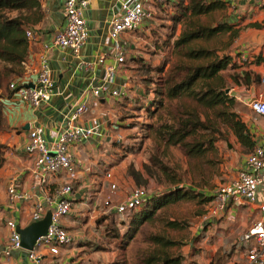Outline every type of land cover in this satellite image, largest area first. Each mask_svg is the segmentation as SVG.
I'll use <instances>...</instances> for the list:
<instances>
[{
	"label": "rangeland",
	"instance_id": "rangeland-1",
	"mask_svg": "<svg viewBox=\"0 0 264 264\" xmlns=\"http://www.w3.org/2000/svg\"><path fill=\"white\" fill-rule=\"evenodd\" d=\"M176 1L174 9H169L170 4L158 6L146 3L148 13L139 27L128 33V40H133L134 48L126 58L133 56L134 61L130 59L124 66L131 72L129 83L132 85L128 88L131 94L113 100L114 109L110 111L107 105V111H101V114H105L102 117L97 111L86 116L87 119L100 116L107 125L103 135L110 137L101 143L91 158V167L94 164L98 171L89 173L85 170L87 174H98V183L85 187L82 193L85 199L77 198L74 201H83L84 204L71 206L70 212L77 221L72 231L74 240L70 245L76 246L79 252L74 249V252L64 254L66 249L63 246H52L49 256L54 260L53 264H242L244 261V248L238 242V237L257 217L254 215L256 213L250 215L247 210H238L211 218L208 214L209 201L202 199L230 179L226 176L233 173L247 155L237 144L223 117L235 113L244 120L245 111L249 114L254 112L237 99L232 105L210 107L185 94L165 99L161 109L150 113L140 108L134 100L141 97L144 90L149 91L148 98H153V89L160 88L161 78L172 67L185 66L189 71L196 64L208 61L188 55L189 50L204 48L231 57L240 54L236 53L238 46L239 50H243L240 45L245 46L247 42L239 34L248 32L240 24L251 15L243 13L235 0ZM215 1L219 6L207 13L192 15L185 9V15L181 14L184 7L190 8L193 2L207 4ZM222 22H235L232 30L237 31L236 36H233L234 31H221L208 38L192 39L184 47L174 46L175 38L183 30L196 25L211 27ZM259 22L264 23V15ZM232 52L235 53L232 55ZM135 58L144 64L136 62ZM235 63L239 64L236 60ZM162 65L163 72L156 69ZM9 66L0 60L2 72L6 73ZM13 70L20 71L17 66H13ZM234 72L231 68L222 72L227 90L234 83L231 78ZM15 74L9 73L5 79L7 84L16 78ZM201 82L200 79L195 90L203 88ZM260 84L261 90H264V83ZM227 93L230 96V91ZM196 120L201 122L198 127L194 125ZM191 122L194 126L188 127L190 133L183 143H167L157 133L158 127L165 123L192 125ZM115 133L123 135L122 145L113 143ZM209 138L213 140L211 144L207 141ZM202 139L205 142L199 146V152L189 151L195 142H202ZM102 159H106V162ZM107 172L111 173L114 188L105 178ZM101 186L104 187L103 191L97 193ZM135 186H142L150 193L163 192L176 186L183 191L179 195L185 196L157 209L125 245L123 234L132 212L119 214L115 211V205L124 202ZM105 226L107 230L119 234L116 240L112 238L115 236H109L110 232L107 233Z\"/></svg>",
	"mask_w": 264,
	"mask_h": 264
},
{
	"label": "built area",
	"instance_id": "built-area-1",
	"mask_svg": "<svg viewBox=\"0 0 264 264\" xmlns=\"http://www.w3.org/2000/svg\"><path fill=\"white\" fill-rule=\"evenodd\" d=\"M252 1L258 8L264 9V0ZM171 2L172 0H125L121 13L108 22V35L116 42L122 33H130L138 28L148 13L146 3L166 6ZM92 4L93 0H61L64 24L61 29L53 32L50 43L45 48L68 49L78 57L88 37L85 12ZM26 36L29 40L38 38V34L33 30H28ZM38 60L39 65L33 79L24 80L22 83L12 81L8 85L20 101L33 107L48 102L56 91L55 80L45 54L41 53ZM125 60L126 54L117 43L112 52L103 53L94 60H79L76 67L81 70H93L96 64L101 65L104 79L110 81L126 69ZM22 67L27 68V63L23 62ZM261 81L264 82V77ZM104 84L105 82L93 84L83 90L81 100L70 106L63 114L62 127L51 140L47 139L42 125L37 124L29 128L22 150L33 160L29 171L32 188L42 190L54 176L64 175L68 180L57 184L52 196L34 202L30 213L31 222L42 219L50 212V224L46 232L35 240L33 249L22 247L16 222L13 219L5 220L8 235L0 250V255L5 258L11 257L15 251L23 250L26 264H53L54 260L49 256L50 247L67 246L73 242L72 233L61 223V219L71 210L73 186L70 179L75 175L77 168V161L70 151L71 146L81 144L94 135H100L101 130L96 124L82 123L84 118L93 112L92 99L100 101L108 97L119 100L127 96L129 88L125 85L108 91ZM248 107L264 118V92L256 94L248 103ZM112 139L116 143H121L123 135L115 133ZM244 164V167L237 169L233 177L214 189L209 200L208 214L211 218H218L225 214L228 207L237 206L242 202L252 205L258 216L238 237V242L244 248L245 258L242 264H264V131L258 134ZM105 178L111 183V188H114L110 172L105 174ZM17 188V178L10 176L6 183L9 203L26 196L25 192ZM150 196L151 193L144 187L135 186L128 192L124 202L115 205V211L123 214L139 208L147 203Z\"/></svg>",
	"mask_w": 264,
	"mask_h": 264
},
{
	"label": "crops",
	"instance_id": "crops-1",
	"mask_svg": "<svg viewBox=\"0 0 264 264\" xmlns=\"http://www.w3.org/2000/svg\"><path fill=\"white\" fill-rule=\"evenodd\" d=\"M124 1L125 0H93V4L85 12L88 37L79 56L76 57L68 49L45 48L46 45H49L50 37L53 32L61 29L64 21L61 0H41L44 17L42 22L37 26L38 38L33 40L31 45L27 68L18 66L21 75L16 76L13 82L22 83L24 80L33 79L39 65V55L44 53L51 74L55 80L56 91L48 102L39 107H33L28 103L20 101L15 94L3 99L5 130L0 131V142L5 145V148L2 155L3 161L0 166V250L3 248L8 235V228L4 224L5 220L13 219L19 228L27 226L31 223L30 213L34 202L37 199L52 196L56 185L68 180L64 175L54 176L48 180V183L42 190L32 188L29 171L33 160L30 155L22 150L27 140L29 128L37 124L42 125L47 139L51 140L62 127L63 114L70 106L81 100L84 89L93 84H103L104 82L108 91L125 85L130 88L132 85L129 83L131 72L128 69L122 70L110 81H107L104 79L101 65L96 64L93 70H81L76 67L79 60H94V58L103 53L112 52L117 43L122 46L126 55L128 52L133 51L134 42L133 40H128L130 38L128 33H122L116 41L117 43L108 35V22L111 18L121 13L122 3ZM235 1L237 2L236 6L239 7L243 13L247 12V14L251 15V17H249L250 19L246 17L240 24L245 27V29H248L247 33H243L242 31L241 34H239V36L244 38L247 44L245 46L240 45L243 50H239L238 46L236 53L238 52L240 54L232 56L233 61L236 60L239 64H245L243 67L237 68V70L241 71L244 69L248 71V81L246 83L240 82L238 84H232L229 91L231 93L230 95L237 99L238 102L248 107V103L256 94L264 92V90H261L260 84V82L264 83L261 81L264 77V23L259 22L260 17L264 15V9L258 8L252 0ZM254 22L259 23L260 27L247 26V24ZM232 23L234 27L235 22ZM234 53L235 52H232V55ZM258 58L261 59L256 61ZM256 76L261 77L260 82L254 81V77ZM129 92L128 90L127 96L131 94H129ZM112 101L113 100L108 97L100 101L92 99V114L97 111L101 117L104 116L105 114H101V111L105 109L107 111V105L111 108L110 111H112L115 105L111 103ZM243 115L245 116L243 119L250 133L253 134L256 140L258 134L264 131V118L256 113L249 114L247 111H245ZM100 116L94 119H87L85 117V120L82 122L84 125L96 124L101 130L100 135H94L70 149L77 161L78 169L75 175L70 179V181L75 183L72 195L73 205L84 204L83 201H74L77 200V198L82 200L85 199L82 195L83 191L86 189L85 187L98 183L99 181L96 179L98 174H87L85 170L90 171L89 173H96V171H98L95 170L94 164H92L93 167H91V158L94 157L101 143L103 144V141L108 140L110 137V135H103V131L106 129L107 125L106 122L100 119ZM237 144L239 145V143ZM102 160L106 162V159ZM244 163L245 160L243 159L241 163L235 167L234 172L228 174L231 176L227 175L226 177H233L237 169L245 166ZM10 176H15L17 178V189L26 193L24 198H19L12 203L8 202L6 192V183ZM103 189L104 187L101 186L97 193L102 192ZM238 210H247L250 215L256 213L254 215L258 216L257 210L246 202H242L237 206L228 207L226 213L232 214ZM73 215L74 214L70 212L61 219L62 225L71 233L75 226L74 223L77 221L72 217ZM64 248L66 249L64 254L74 252V249L78 251L76 246L70 245ZM0 264H26L25 252L23 250L15 251L9 258L0 255Z\"/></svg>",
	"mask_w": 264,
	"mask_h": 264
},
{
	"label": "trees",
	"instance_id": "trees-1",
	"mask_svg": "<svg viewBox=\"0 0 264 264\" xmlns=\"http://www.w3.org/2000/svg\"><path fill=\"white\" fill-rule=\"evenodd\" d=\"M176 4V0L172 1L169 5V9H174ZM218 6L219 3L217 4L216 1L207 4L193 2L190 8H188V6L184 7V12L181 14L185 15V9L192 15L203 14ZM43 17L44 11L41 0H0V60L10 64L6 73L0 70V131L5 130L3 99L10 97L13 94V91L8 87L12 80L7 84V80L5 79L11 72L16 73L15 75L17 76L21 75L20 71L17 70V72L13 70V66L22 67L23 62L28 63L33 40L27 38L26 32L28 30H33L38 34L37 26L42 22ZM247 26L260 27V24L254 22L247 24ZM232 29L233 24L231 25L230 23L225 22L211 27L196 25L192 29L183 30L175 38L174 46L184 47L186 43L192 39L199 37L208 38L221 31H234ZM234 32L233 36H236L237 31ZM188 55L194 58H206L208 61L204 64H196L189 68V71H186L185 66L172 67L166 71L165 77L161 78L159 84L160 88L153 89V92L155 93L153 98H148L150 93L149 91L146 92V90H144L141 97H137L134 102L138 103L140 108L148 110L150 113L161 109L164 106L165 99L169 100L185 94L210 107L219 104L232 105L235 98L232 95H228L226 91V80L224 79L222 72L231 68L235 71L231 74L232 81L237 84L240 82L246 83L248 81V71L244 69L241 71L237 70V68L243 67L245 64H236L235 60L233 61L229 54H215L212 50L204 48L189 50ZM130 59H132L131 62L134 61L133 56L127 57L125 64L129 63L128 61H130ZM259 59L261 58L256 59V61H259ZM135 61L144 64L142 60H139L138 58H135ZM156 69L163 72V65L156 67ZM200 79L203 88L195 90V85L199 83ZM260 79V76L254 77L255 82H260ZM223 119L228 125L231 133L234 135L237 143H239L242 149H244V152L248 154L254 146L255 139L253 134L250 133L245 121L241 120L235 113L225 114ZM200 123V120H196L194 124L195 127H198ZM194 125L193 123L192 125L186 123H179L178 125L165 123L158 127L157 133L159 137L167 143L179 144L183 143L188 137L190 133L188 127ZM211 131L214 132L213 129ZM207 141L211 144L213 140L212 138H209ZM204 142V139H202V142H195V144L192 145V149L189 151L199 152L201 150L199 146L204 145ZM113 143L118 146L122 145V142L116 143L113 141ZM4 148L5 145L0 142V166L3 161L2 155ZM179 192L182 193L183 191H179V188H176V186L169 187L163 192H152L145 205L129 210L132 214L128 218L129 225L123 234L124 244L127 245L128 242L133 239L139 227L144 222L151 219L157 209L169 202L177 200L181 196H185L184 194L179 195ZM209 196H204L202 201L207 200L208 202L211 198V195ZM105 229L107 233L110 232L109 236L113 235L116 237H112L114 240L119 236L116 231L112 232L107 230L106 226Z\"/></svg>",
	"mask_w": 264,
	"mask_h": 264
},
{
	"label": "water",
	"instance_id": "water-1",
	"mask_svg": "<svg viewBox=\"0 0 264 264\" xmlns=\"http://www.w3.org/2000/svg\"><path fill=\"white\" fill-rule=\"evenodd\" d=\"M228 91V90H226ZM50 224V212H47L45 216L35 222H31L23 228L17 227L18 232L21 235V245L24 249H33L35 240L46 232L48 225Z\"/></svg>",
	"mask_w": 264,
	"mask_h": 264
}]
</instances>
